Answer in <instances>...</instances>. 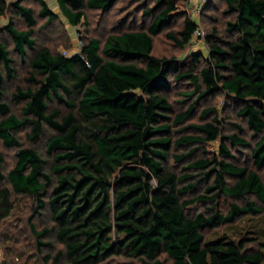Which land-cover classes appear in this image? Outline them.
<instances>
[{
  "label": "trees",
  "instance_id": "obj_1",
  "mask_svg": "<svg viewBox=\"0 0 264 264\" xmlns=\"http://www.w3.org/2000/svg\"><path fill=\"white\" fill-rule=\"evenodd\" d=\"M22 1L12 6L28 27L19 29L13 20L6 26L21 60L35 50L28 83L11 93L14 102L23 103L20 115L2 101L6 82L16 79L17 71L0 35V139L5 146L17 148L8 171L0 151V182L10 185L0 187V221L11 215L14 194L29 197L35 215L48 210L52 225L31 226L40 250L55 249L53 242L45 240L52 234L63 245L54 255H45L51 264L64 260L104 264L116 256L137 259L138 264H264V251L247 246L245 239L206 241L203 233L243 215L264 213V177L259 172L264 168V0H226L233 16L227 22L228 38L213 28L207 39L209 56L198 70L201 53L194 54L186 68L177 58L153 54L154 36L185 13L178 0H156L145 13L153 16L148 27L111 34L103 44L91 38L71 56L36 48L37 17ZM37 1L38 15L50 22L55 13L45 0ZM116 1L57 3L70 24L78 26L86 18V9L109 11ZM9 8L8 0H0V21ZM197 28L186 15L184 27L168 37L185 47ZM184 79L195 86L194 91L182 93L185 96L198 92L197 99L211 97L221 89L242 102L239 115L245 117L256 140L252 143L239 133L223 135L221 121L214 117L195 126L200 134L177 137L173 144L229 139L249 147L254 168L216 155L189 162L186 168L199 171L197 176L169 168L172 137L166 134L171 133V124L191 117L197 103L194 100L172 123L168 121L173 111L168 93L174 81ZM55 99L71 111L63 114L52 108ZM211 112L208 107L201 117ZM25 128L33 145L47 128L54 131L45 143L50 162L33 145L22 144L19 133ZM220 149L233 157L224 142ZM188 154L175 157L182 161ZM202 181L206 185L196 193ZM222 194L245 198L246 203H231L223 213L218 207ZM197 202L206 203L211 212H190Z\"/></svg>",
  "mask_w": 264,
  "mask_h": 264
},
{
  "label": "rangeland",
  "instance_id": "obj_2",
  "mask_svg": "<svg viewBox=\"0 0 264 264\" xmlns=\"http://www.w3.org/2000/svg\"><path fill=\"white\" fill-rule=\"evenodd\" d=\"M10 8L6 15L0 21V35L8 48L11 50L14 58V66L17 71V78L6 82V93L2 101L9 103L13 112L21 114L23 103H16L11 98V93L16 90V87L21 85L25 87L28 83L26 78L30 75L29 61L35 50H29L27 59L21 60L17 52L13 51V39L6 29V26L11 20L19 29L27 28V24L22 16L17 14L12 3L17 0H8ZM49 9L55 13V17L48 22L46 17L38 15L41 8L37 0H23L22 3L33 8L37 23L34 26V38L36 39V48L48 47L53 52H60L66 55L80 53L82 46L91 38H97L103 44L106 38L111 34H117L130 29L146 28L152 22L153 16L146 15V10L149 7L156 5V0H117L114 6L109 11L86 9V18L78 26H73L63 15L57 0H45ZM178 3L183 5L185 13L177 15L173 21L165 26L160 33L154 36L153 54L158 57L177 58L181 60L185 68L191 63L192 57L196 53H201L203 58L197 63V70L205 66V58L209 56L208 34L213 28H217V34L223 38H228L227 22L233 18L232 14L227 11L228 4L226 0H206L203 4L201 14H194V9L198 4V0H178ZM193 19L198 27L205 31L206 36L202 37L194 34L192 41L185 47L179 46L173 39L168 37L171 31L178 32L184 27L185 16ZM188 83V84H187ZM195 86L189 84L187 79L174 81L172 89L169 91V98L173 105V111L169 114L168 121L172 123L174 116L177 113L185 111L190 104L197 100L191 117L186 119L181 124H171L172 145L169 148V158L167 165L169 168L176 171L178 174L191 173L199 174L200 172L194 168H186L189 162L198 158H211L218 156L220 159L233 161L240 165H246L254 168L251 151L247 146L234 144L229 139L219 137L212 142H197L187 145H176L173 141L177 137L187 134H200L195 128L196 125L212 121L214 117H218L221 121L223 135L239 133L240 136L246 138L250 142H255L252 130L247 126L244 116L239 115V109L242 102L235 99L221 89L209 97V94L197 99L198 92H195L191 97L185 96L182 93L194 91ZM53 108L61 109L63 114L71 111V108L65 103H60L56 99L50 103ZM208 107H212L211 112L206 118H202V111ZM237 125H241L243 130L240 131ZM29 128H25L19 133L22 144L32 146L26 132ZM54 131L50 128L46 129L45 136L40 141L33 145L40 151L42 156L51 161L50 155L47 153L46 141ZM224 142L233 154L229 157L221 152V144ZM194 148V150H193ZM193 150V151H192ZM0 151L5 156V171H8L14 164L16 147H7L0 139ZM191 152V153H190ZM190 153V154H188ZM188 154L182 161H179L175 155ZM259 172L264 177V168L259 169ZM195 178L190 179L193 181ZM231 180V179H230ZM205 182H200L197 187L199 193L203 190ZM7 186V181L0 182V187ZM194 195V194H192ZM189 194L188 196H192ZM255 199L254 196H249ZM257 203L259 201L255 199ZM219 211L227 212L231 203L244 205L245 198L227 197L224 194L218 198ZM14 209L11 215L0 221V264H51V259L46 260L45 255L50 253L54 255L63 245L59 243L55 235L52 234L45 238L54 243L55 249L43 247L41 250L38 247L36 236L33 233L31 224H36L38 229L44 226L52 225L50 212L43 211V215H35L33 213L32 200L23 195H13ZM208 211L207 204L197 202L190 208V212ZM211 211H208L210 213ZM205 240H215L221 237H226L230 240L238 241L245 239L247 246L252 248H261L264 251V213L257 215H243L237 217L234 222L220 224L216 228H206L204 231ZM161 258L168 259L165 253L161 254ZM137 259L116 256L105 261L104 264H138ZM59 264H71L65 260Z\"/></svg>",
  "mask_w": 264,
  "mask_h": 264
},
{
  "label": "built area",
  "instance_id": "obj_3",
  "mask_svg": "<svg viewBox=\"0 0 264 264\" xmlns=\"http://www.w3.org/2000/svg\"><path fill=\"white\" fill-rule=\"evenodd\" d=\"M205 1L206 0H198V4H197V6L194 9V14H198L199 15V14L202 13L203 4H204ZM195 33L197 35H199V36H202V37H205L206 36L205 31L202 28H200V27H198L196 29Z\"/></svg>",
  "mask_w": 264,
  "mask_h": 264
}]
</instances>
